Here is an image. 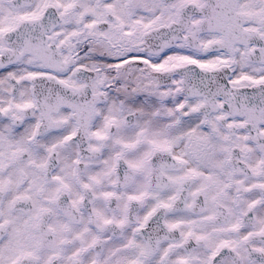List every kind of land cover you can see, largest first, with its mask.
<instances>
[{"label":"snow or ice","instance_id":"obj_1","mask_svg":"<svg viewBox=\"0 0 264 264\" xmlns=\"http://www.w3.org/2000/svg\"><path fill=\"white\" fill-rule=\"evenodd\" d=\"M0 264H264V0H0Z\"/></svg>","mask_w":264,"mask_h":264}]
</instances>
